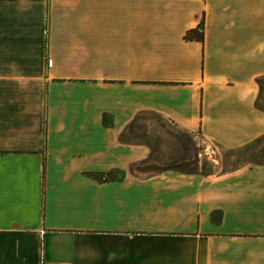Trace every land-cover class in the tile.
<instances>
[{"label": "crops", "instance_id": "0c3cea01", "mask_svg": "<svg viewBox=\"0 0 264 264\" xmlns=\"http://www.w3.org/2000/svg\"><path fill=\"white\" fill-rule=\"evenodd\" d=\"M262 75L264 0H0V264H264L263 164L140 172L155 117L263 135Z\"/></svg>", "mask_w": 264, "mask_h": 264}, {"label": "rangeland", "instance_id": "374dc122", "mask_svg": "<svg viewBox=\"0 0 264 264\" xmlns=\"http://www.w3.org/2000/svg\"><path fill=\"white\" fill-rule=\"evenodd\" d=\"M258 84L257 104L264 109V75L259 77ZM145 131L151 155L140 172L174 167L201 173H220L242 166L264 165V135L240 149H229L206 142L197 135L191 137L163 118L155 117V122Z\"/></svg>", "mask_w": 264, "mask_h": 264}, {"label": "trees", "instance_id": "16d2710c", "mask_svg": "<svg viewBox=\"0 0 264 264\" xmlns=\"http://www.w3.org/2000/svg\"><path fill=\"white\" fill-rule=\"evenodd\" d=\"M200 29V30H199ZM186 37H194V38H197V39H203V32H202V23H200L199 25V28H191L187 31L186 33ZM259 79V78H258ZM264 135V134H263ZM262 136V135H261ZM261 136L257 137L256 139L250 141L249 143L245 144V145H242L240 147H236V148H230V149H240L252 142H254L255 140H257L258 138H260ZM116 171H119V175L116 176L115 175V172ZM124 172L121 171V170H113V169H110V170H107V171H101V172H97L95 175L98 179H113V178H121L123 176Z\"/></svg>", "mask_w": 264, "mask_h": 264}]
</instances>
